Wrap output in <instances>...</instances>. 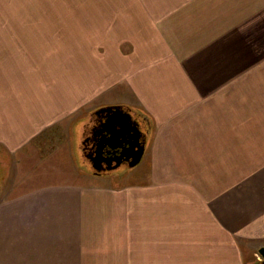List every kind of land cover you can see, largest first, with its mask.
<instances>
[{"label":"crops","instance_id":"0c3cea01","mask_svg":"<svg viewBox=\"0 0 264 264\" xmlns=\"http://www.w3.org/2000/svg\"><path fill=\"white\" fill-rule=\"evenodd\" d=\"M255 1L245 0V15L259 22L245 31V57H197L168 86L103 100L145 119L134 167L91 173L83 145L90 117L66 119L74 112L66 114L67 103L45 99L16 124L2 121L0 152L16 154L18 170L1 190L0 264L249 263L254 254L233 242L251 230L264 239V0ZM20 47L0 40L6 78L23 63ZM234 62L245 71L234 72ZM192 235L209 246L170 244ZM220 235L231 246L217 247ZM86 239L99 246H82Z\"/></svg>","mask_w":264,"mask_h":264},{"label":"rangeland","instance_id":"374dc122","mask_svg":"<svg viewBox=\"0 0 264 264\" xmlns=\"http://www.w3.org/2000/svg\"><path fill=\"white\" fill-rule=\"evenodd\" d=\"M247 7L245 0H0V40L19 41L23 62L15 71L11 65L7 78L0 73V108L7 97L2 94H8L10 107L0 109V127L7 117L16 124L20 112L39 108L45 99L55 100L60 108L67 103L66 114L74 112L66 119L85 122L95 108L112 105L103 100L129 101L134 90L145 93L168 86L170 75L193 69L197 57L227 62L245 57V31L259 23L257 14L245 15ZM228 66L245 71V64ZM16 158L9 160L0 152V192L17 181ZM80 162L85 169L86 160ZM118 177L111 183L119 182ZM246 234L233 244L251 251L254 255L245 259L255 264L262 260L258 249L264 239L255 230ZM82 243L99 246L92 239ZM170 244L209 246L193 235ZM229 246L231 241L222 236L217 240V247Z\"/></svg>","mask_w":264,"mask_h":264},{"label":"flooded vegetation","instance_id":"af4514ba","mask_svg":"<svg viewBox=\"0 0 264 264\" xmlns=\"http://www.w3.org/2000/svg\"><path fill=\"white\" fill-rule=\"evenodd\" d=\"M109 107L112 108L108 109ZM136 122L139 123L141 134L139 141L140 143L145 142L143 123H140L138 117L128 108L111 105L99 107L94 111L90 117L89 134L83 141L88 163L94 172L106 173L128 164L126 159L130 155V151L125 148L136 137L134 129H131V126ZM123 125L131 130L120 132ZM259 264H264V261Z\"/></svg>","mask_w":264,"mask_h":264},{"label":"water","instance_id":"95a60500","mask_svg":"<svg viewBox=\"0 0 264 264\" xmlns=\"http://www.w3.org/2000/svg\"><path fill=\"white\" fill-rule=\"evenodd\" d=\"M110 108H112V107H109L108 109H110ZM113 108H119V107H113ZM126 127L127 126L123 125L122 129H120L119 131L122 132V131H126L127 129H129V131H130L131 129H134V131L136 133V137L133 138L134 141L132 143H129L130 147L128 146L127 148H125L126 150L130 151V155L127 156V159H126V161L128 162V166L134 167L140 162V160L143 156L145 142L143 141L142 143H140V141H139V139H140L139 135H141L140 131H139V123H137V122L134 123L133 126H131V129L126 128ZM258 254L264 260V247H261L258 249Z\"/></svg>","mask_w":264,"mask_h":264}]
</instances>
